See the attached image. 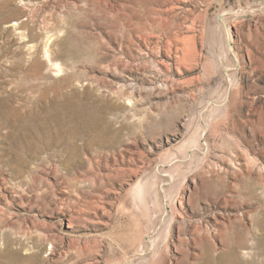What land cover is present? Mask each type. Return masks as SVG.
Segmentation results:
<instances>
[{
	"label": "rangeland",
	"instance_id": "rangeland-1",
	"mask_svg": "<svg viewBox=\"0 0 264 264\" xmlns=\"http://www.w3.org/2000/svg\"><path fill=\"white\" fill-rule=\"evenodd\" d=\"M0 264H264V0H0Z\"/></svg>",
	"mask_w": 264,
	"mask_h": 264
},
{
	"label": "bare ground",
	"instance_id": "bare-ground-1",
	"mask_svg": "<svg viewBox=\"0 0 264 264\" xmlns=\"http://www.w3.org/2000/svg\"><path fill=\"white\" fill-rule=\"evenodd\" d=\"M13 26H14V24H10V25H9V27H13Z\"/></svg>",
	"mask_w": 264,
	"mask_h": 264
}]
</instances>
